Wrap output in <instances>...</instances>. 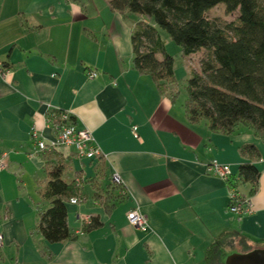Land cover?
I'll return each mask as SVG.
<instances>
[{"label": "crops", "instance_id": "1", "mask_svg": "<svg viewBox=\"0 0 264 264\" xmlns=\"http://www.w3.org/2000/svg\"><path fill=\"white\" fill-rule=\"evenodd\" d=\"M108 1L0 0V264H205L207 248L223 233L264 244V144L253 143L261 155L255 191L234 188L249 212L232 213L227 181L205 164L216 160L237 177L250 161L238 152L243 144L212 141L206 127L190 123L132 68L136 22ZM89 70L96 77L88 78ZM61 112L91 133L103 161L57 150L76 163L72 178L83 198L66 204L75 238L51 244L34 233L30 176L36 182L43 160L30 133L54 141ZM113 175L126 197L108 213L95 193ZM133 209L146 218L147 231L126 220ZM92 216L102 224L83 231ZM40 239L49 244L42 254Z\"/></svg>", "mask_w": 264, "mask_h": 264}, {"label": "trees", "instance_id": "2", "mask_svg": "<svg viewBox=\"0 0 264 264\" xmlns=\"http://www.w3.org/2000/svg\"><path fill=\"white\" fill-rule=\"evenodd\" d=\"M108 4L122 16L136 13L150 17L168 33L183 57L204 51L198 69H192L184 82L187 97L183 111L190 123L203 122L209 132L222 135H231L243 126L264 144V0H109ZM220 4L227 14L237 12L235 21L207 18V12ZM130 39L132 68L148 76L160 96L175 103L179 91L173 58L166 52L156 28L138 21ZM68 120L73 123L72 117ZM238 152L250 161L241 163L237 177L229 178L227 184L233 189L246 185L251 194L260 175L255 166L261 159L260 151L249 143L241 145ZM40 155L47 176L41 194L49 206L37 212L35 230L51 244L74 239L68 228L66 204L72 198H83L80 183L75 178H63L68 159L60 152L49 149ZM90 161L102 162L103 158L98 156ZM124 190L110 177V182L95 196L109 213L126 197ZM101 224L97 216H92L82 230L89 231ZM236 245V251L227 253ZM257 248H264V244L253 245L237 232H226L207 248L205 264H224L230 254Z\"/></svg>", "mask_w": 264, "mask_h": 264}, {"label": "built area", "instance_id": "3", "mask_svg": "<svg viewBox=\"0 0 264 264\" xmlns=\"http://www.w3.org/2000/svg\"><path fill=\"white\" fill-rule=\"evenodd\" d=\"M88 78L96 77L95 71H87ZM69 115L65 112L57 113L56 119L54 120L53 129L56 132V138L54 141L45 143L38 132L32 128L30 136L35 143V149L39 152L49 149L58 150L59 148H69L73 151L74 156L81 159H94L101 156V151L98 148L96 141L92 137L91 133L84 129L74 125L69 120ZM132 134L137 137L135 128L132 129ZM6 155L3 154L0 157V171L4 169L5 164L3 158ZM205 169L208 174L216 175L221 179L227 181L233 175L228 165L220 164L216 160H212L205 164ZM111 180L119 184V178L116 175L111 176ZM230 203L228 210L232 213L242 214L249 212L250 203L249 201L242 200L241 194L233 188H230ZM78 200L75 198L70 199V203L75 204ZM90 220L85 218V221ZM126 220L128 223L141 231H147L146 218L139 213L137 209H133L126 214ZM2 244V235L0 234V246Z\"/></svg>", "mask_w": 264, "mask_h": 264}, {"label": "rangeland", "instance_id": "4", "mask_svg": "<svg viewBox=\"0 0 264 264\" xmlns=\"http://www.w3.org/2000/svg\"><path fill=\"white\" fill-rule=\"evenodd\" d=\"M206 16L208 19L217 18L221 22H232L236 20L237 12L227 14L224 12L222 4H220L214 8H211L207 12ZM127 18L129 21H134V22H137L139 20L140 21L144 20L148 24H151L156 28L157 32L159 33L161 39L164 42V48L166 52L169 55H171L173 58L174 76H175L176 85L179 91L178 96L175 99V107L176 109L177 108L182 109L183 103L187 97L186 89L184 88V82L187 78L190 77L192 69H198V61H199V58L203 56L204 51L200 50L191 57H187V58L183 57L181 54L180 48L170 39L168 33L165 30L161 29L159 26H156L150 17L146 15H142V14L130 13V14H127ZM198 124H200L201 128L206 127L203 122H199ZM207 131L209 132L208 129ZM209 135L214 136L212 141L214 140L215 143H238V144L258 143V145L260 146L263 145L259 139L254 137L253 131L251 129L245 128L243 126H239V128L236 129V131L231 135L214 134L211 132H209ZM75 167H76V163H73V164L66 163V168L64 171V175H63V178L65 180L69 181L73 177V171ZM234 168L235 167H232V169ZM30 178H31V183H32V180L34 182V186L31 189V194L35 195V201H34L35 208L34 209L36 211L35 212V215H36L39 210H44L45 208L49 206V202L45 200L41 194V190L43 188V184L47 176L45 174V171L42 169L39 176L37 177L36 182L31 176ZM23 179L28 183V180H26V177ZM34 231H35L34 233H37L35 230V225H34ZM47 245L49 244L43 242L42 239H40V250H39L40 254L45 253L47 251V249H45L48 247ZM237 249L238 247L235 246L232 250L228 251L227 253L236 251Z\"/></svg>", "mask_w": 264, "mask_h": 264}, {"label": "water", "instance_id": "5", "mask_svg": "<svg viewBox=\"0 0 264 264\" xmlns=\"http://www.w3.org/2000/svg\"><path fill=\"white\" fill-rule=\"evenodd\" d=\"M224 264H264V248L230 254L225 258Z\"/></svg>", "mask_w": 264, "mask_h": 264}]
</instances>
